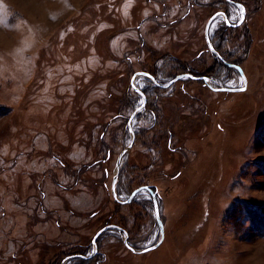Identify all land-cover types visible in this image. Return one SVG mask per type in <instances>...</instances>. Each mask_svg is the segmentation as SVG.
Returning a JSON list of instances; mask_svg holds the SVG:
<instances>
[{"label": "rangeland", "instance_id": "374dc122", "mask_svg": "<svg viewBox=\"0 0 264 264\" xmlns=\"http://www.w3.org/2000/svg\"><path fill=\"white\" fill-rule=\"evenodd\" d=\"M235 1L0 0V264H264V0ZM138 73L195 78L135 77L117 168Z\"/></svg>", "mask_w": 264, "mask_h": 264}, {"label": "water", "instance_id": "95a60500", "mask_svg": "<svg viewBox=\"0 0 264 264\" xmlns=\"http://www.w3.org/2000/svg\"><path fill=\"white\" fill-rule=\"evenodd\" d=\"M227 1H230V0H227ZM231 2V1H230ZM239 5V4H238ZM245 15V12H243V17ZM217 16V13L214 14L210 19L209 21L207 22L206 26H205V30H204V38H205V42L207 43V46H208V49L214 53L217 57L220 58V55L218 54V52L215 51V49L213 48V46L211 45L210 41H209V37H208V29L210 27V24H211V21ZM241 22V21H240ZM240 22L238 24H240ZM228 67H232V68H235L237 69V71L239 72V74L241 75L242 79L244 80V87H241V88H227V87H221V88H214L215 91H221V92H241V91H244L245 90V85H246V80H245V77H244V73L242 71V69L238 66V65H234V64H230V63H226L224 62ZM138 75H143V76H147L148 78H150V80L152 82H154V84L158 87H161V88H165V87H168L170 86L171 84L181 80V79H184V78H195V76H192L190 74H180V75H177L175 77H173L171 80H169L166 84H159L158 82H156L152 76H150L149 74L147 73H138L136 75H134L132 78H131V81H130V84L132 86V89L135 90V92H137L138 94L141 95L142 99H143V103L138 107L136 108L132 114L130 115L129 117V120H128V123H127V126H128V130L131 134V141L130 143L126 146V148L119 154L118 158H117V161H116V166L118 168V165L120 163V160L122 158V156L124 155V153L129 150L133 143H134V134H133V131L131 129V121L132 119L134 118V116L136 115V113L144 106V103H145V96L144 94L134 86V80H135V77L138 76ZM200 77H196V79ZM203 80L205 81H208L206 78L202 77ZM118 170V169H117ZM116 180H117V173L113 176V181H112V186H111V190H112V196L114 197V199L120 203V204H129L132 199L138 194L139 191L141 190H148L150 193H151V198H152V202H153V208H154V214H155V218H156V221L159 225V232H160V238L159 240L157 241V243L145 248V249H140V250H135L133 248H131L126 240H124V245L130 250L132 251L133 253H146V252H149V251H152L154 249H156L157 247L160 246V244L162 243V240H163V236H164V231H163V225L161 223V220H160V216H159V208H158V204H157V199H156V194L154 192H152V190L150 188H148L147 186H143L139 189H135L131 195L125 199L124 201L122 200H118L117 198V195H116V192H115V184H116ZM108 229H118V230H121L119 227H116V226H106V227H103L102 229H100L99 231H97V233L94 235L93 239H92V244H93V247H94V252L93 254H91L90 256H83V255H74V256H71L69 257L70 259L72 258H82L83 260H88L90 258L93 257V255L96 253L97 251V247H96V240L97 238L103 233L105 232L106 230Z\"/></svg>", "mask_w": 264, "mask_h": 264}, {"label": "flooded vegetation", "instance_id": "af4514ba", "mask_svg": "<svg viewBox=\"0 0 264 264\" xmlns=\"http://www.w3.org/2000/svg\"><path fill=\"white\" fill-rule=\"evenodd\" d=\"M224 1H226V3L228 4V5H233V6H237V7H239V5H240V8L241 7H243V5L242 4H240L239 2H237V1H235V0H230V1H227V0H224ZM239 4V5H238ZM243 9H244V12H245V8L243 7ZM214 20V19H213ZM213 20L211 21V24L213 23ZM225 20H227V17H225ZM209 21V20H208ZM207 24V23H206ZM211 24H210V27H211ZM226 25L227 26H236L237 24H231L229 21H227L226 22ZM210 27H209V29H208V37H209V30H210ZM234 28H236V27H234ZM209 41H210V39H209ZM211 43V42H210ZM206 45H207V43H206ZM212 45V44H211ZM214 48V47H213ZM215 49V48H214ZM216 51V50H215ZM206 52H208L209 54H211L212 56H213V58L215 59V60H217V61H220V62H225V59H223L222 58V56L220 55V58L219 57H217L214 53H212L209 49H208V46H207V50H206ZM217 52V51H216ZM230 68H232V67H230ZM186 74H191V73H186ZM200 77V79H202V81L204 82V83H209V81H210V77L209 76H207V75H201V76H199ZM202 77H204V78H206L208 81H205V80H203V78ZM144 94V93H143ZM145 96V95H144ZM146 98V97H145ZM146 105V99H145V103H144V106ZM144 106L142 107V108H144ZM141 108V109H142ZM151 200H152V198H151Z\"/></svg>", "mask_w": 264, "mask_h": 264}, {"label": "snow or ice", "instance_id": "6c2138e0", "mask_svg": "<svg viewBox=\"0 0 264 264\" xmlns=\"http://www.w3.org/2000/svg\"><path fill=\"white\" fill-rule=\"evenodd\" d=\"M243 12H244V9H243V7H241L240 9H239V18L242 20L243 19ZM141 103H142V101H141Z\"/></svg>", "mask_w": 264, "mask_h": 264}, {"label": "bare ground", "instance_id": "6f19581e", "mask_svg": "<svg viewBox=\"0 0 264 264\" xmlns=\"http://www.w3.org/2000/svg\"><path fill=\"white\" fill-rule=\"evenodd\" d=\"M161 245H162V244H161ZM161 245H160V246H161ZM158 248H159V247H158Z\"/></svg>", "mask_w": 264, "mask_h": 264}]
</instances>
